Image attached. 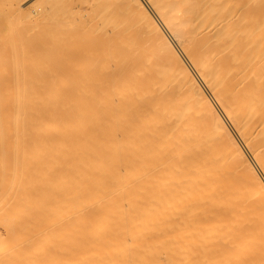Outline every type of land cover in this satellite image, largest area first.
Segmentation results:
<instances>
[{"label":"bare ground","instance_id":"obj_1","mask_svg":"<svg viewBox=\"0 0 264 264\" xmlns=\"http://www.w3.org/2000/svg\"><path fill=\"white\" fill-rule=\"evenodd\" d=\"M103 1L0 0V264L264 240V0Z\"/></svg>","mask_w":264,"mask_h":264},{"label":"rangeland","instance_id":"obj_2","mask_svg":"<svg viewBox=\"0 0 264 264\" xmlns=\"http://www.w3.org/2000/svg\"><path fill=\"white\" fill-rule=\"evenodd\" d=\"M68 1H70V2L72 1V4H70L71 6H75L78 4L79 5L85 4L84 0H82V1L81 0H68ZM107 1H109V0L103 1V7H105L104 5L106 4ZM114 1H116V0H114ZM114 1L113 2L109 1V3H111L110 6L113 5ZM229 1L232 4H235L239 0H229ZM258 1L259 0H252V3H256L255 6L258 7L260 5V3ZM70 2H68V4ZM104 2H105V4H104ZM101 4H102V2H101ZM116 4L117 3L115 2V5ZM107 5H108V3H107ZM115 5H113V6H115ZM97 7H99V8H97ZM97 7L94 8L95 13L99 10L102 12L103 9L106 10L105 13H107V14L111 13L110 9H108L110 12H107L106 8H109V7L102 9L101 8L102 5L100 7V3L98 4ZM112 7H110V8H112ZM116 8L117 7H115V9ZM113 10H114V8H113ZM116 10H114V11H116ZM114 11L112 13H114ZM117 11H119V9ZM117 11H116V13H117ZM94 12L92 14V20L93 21H91V23L93 24L94 27L95 26L98 27V25L101 26L102 21L105 24V22H107L109 20V19L106 20V17H104L106 21L104 20V18L101 19V17H100L101 14L98 13V14H100L99 15L100 19H99L97 17L98 15L96 16V14ZM124 12H122L123 14L121 12H119L118 15L120 16V13H121L122 17L125 15V17H127L129 19L128 20H122L124 23L121 24L122 21L118 19L120 17L116 14V16H118V18L117 17L116 18L121 23L119 21L117 22V20H115L114 22L119 26L135 25L136 22L135 23L130 22V21H133V17L130 16L131 14H129L128 11L125 12L126 14ZM135 13H137V12L134 11L132 14H135ZM107 14L103 13V15H107ZM103 15H102V17H103ZM135 15L136 16H134L135 17L134 21H136V19L139 18L137 16V14H135ZM94 16H96V17L94 18ZM112 16H114V19H115V15H112ZM84 17H85V19L87 18V16H84ZM122 17H121V19H124ZM130 18L132 20H130ZM95 20H97V23ZM110 20H111V18H110ZM125 21H126V24H125ZM137 21H139V19ZM108 23L109 22H107V24ZM132 23H134V24H132ZM166 242L167 241L165 239H160L157 242V245L162 246V245L166 244ZM170 244H171V249L174 250V252H173V254L169 260V263L166 260H162V262L164 264H167V263L168 264H264V240H262V241H257V240L235 241V240H233V238H231L228 235H223V234H218V233L216 234L212 230V228L203 229L201 231L200 236H198V237H193L190 239L185 238V237L184 238H180V237L177 238L176 237V238H174V240L170 239L169 245ZM162 262H161V264H163ZM142 263H144L143 260L141 262H139V261L138 262L126 261V262L120 263V264H142ZM158 264H160V263H158Z\"/></svg>","mask_w":264,"mask_h":264}]
</instances>
